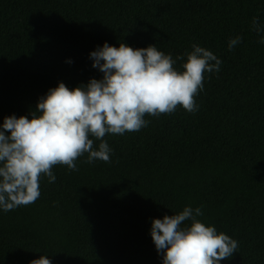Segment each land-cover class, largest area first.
Instances as JSON below:
<instances>
[{
    "label": "clouds",
    "instance_id": "obj_1",
    "mask_svg": "<svg viewBox=\"0 0 264 264\" xmlns=\"http://www.w3.org/2000/svg\"><path fill=\"white\" fill-rule=\"evenodd\" d=\"M252 30L258 35L264 32L255 17ZM241 41L240 36L230 38L229 50ZM89 58L102 79L92 78L73 89L59 82L39 98L31 119L4 117L0 124V210L34 203L40 197V178L46 176L54 183L52 169L57 165L78 171L76 161L85 154V163H111L112 149L104 137L139 131L150 123L146 115L171 114L178 106L195 113L204 74L219 72L222 63L197 44L173 59L155 45L131 48L120 43L117 48L105 42ZM178 61L182 70L175 67ZM94 141H99L98 146ZM202 215L200 207L185 206L177 214L152 220L150 234L162 264H220L237 252L238 242L206 226L198 219ZM29 264L52 262L41 255Z\"/></svg>",
    "mask_w": 264,
    "mask_h": 264
}]
</instances>
